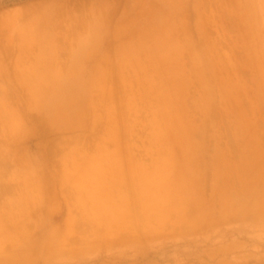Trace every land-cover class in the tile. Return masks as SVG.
<instances>
[{
  "label": "rangeland",
  "instance_id": "rangeland-1",
  "mask_svg": "<svg viewBox=\"0 0 264 264\" xmlns=\"http://www.w3.org/2000/svg\"><path fill=\"white\" fill-rule=\"evenodd\" d=\"M0 264H264V0L0 3Z\"/></svg>",
  "mask_w": 264,
  "mask_h": 264
},
{
  "label": "trees",
  "instance_id": "trees-1",
  "mask_svg": "<svg viewBox=\"0 0 264 264\" xmlns=\"http://www.w3.org/2000/svg\"><path fill=\"white\" fill-rule=\"evenodd\" d=\"M24 1L26 0H0V3L11 6L13 4H17L19 2H24Z\"/></svg>",
  "mask_w": 264,
  "mask_h": 264
},
{
  "label": "bare ground",
  "instance_id": "bare-ground-1",
  "mask_svg": "<svg viewBox=\"0 0 264 264\" xmlns=\"http://www.w3.org/2000/svg\"><path fill=\"white\" fill-rule=\"evenodd\" d=\"M111 132H112V130H111ZM114 132H115V131H114ZM109 133H110V132H109ZM112 133H113V132H112ZM110 134H111V133H110ZM110 134H109V135H110ZM113 135H114V134H113ZM110 137H111V136H110ZM111 139H112V138H111ZM98 173H99V172H98ZM114 212H115V211H114ZM120 212H121V211H120ZM117 214H120V213L118 212ZM117 214H116V215H117ZM115 217H116V216H115Z\"/></svg>",
  "mask_w": 264,
  "mask_h": 264
}]
</instances>
